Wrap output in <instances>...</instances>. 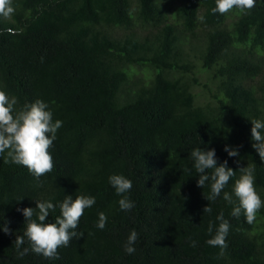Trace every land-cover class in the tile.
Listing matches in <instances>:
<instances>
[{
	"label": "trees",
	"instance_id": "obj_1",
	"mask_svg": "<svg viewBox=\"0 0 264 264\" xmlns=\"http://www.w3.org/2000/svg\"><path fill=\"white\" fill-rule=\"evenodd\" d=\"M13 6L10 19L0 18V91L17 98V111L43 100L62 127L49 150L53 170L39 181L0 153V264H264V207L249 224L243 213L231 215L223 192L207 201L210 183L197 186L190 159L201 148L215 149L218 166L227 160L237 173L223 191L237 203L239 168L254 166L264 200V161L252 147L250 121H264V0L247 14L224 15L212 13L215 0ZM225 146L239 156L229 157ZM113 174L132 182L130 211L120 209ZM76 195L96 200L74 230L84 235L59 248L58 259L31 250L18 258L14 244L26 224L18 209L50 201L56 207L46 222L55 223L59 204ZM221 212L230 225L222 255L207 244L208 225L214 235ZM132 230L138 239L128 254Z\"/></svg>",
	"mask_w": 264,
	"mask_h": 264
},
{
	"label": "clouds",
	"instance_id": "obj_2",
	"mask_svg": "<svg viewBox=\"0 0 264 264\" xmlns=\"http://www.w3.org/2000/svg\"><path fill=\"white\" fill-rule=\"evenodd\" d=\"M215 7L212 13L224 15L233 9H238L241 13L247 14L256 6V0H215ZM15 13L13 0H0V18L10 19ZM12 33V29H5ZM18 101L16 97H9L4 91H0V153L7 150V156L13 163L22 165L39 181L40 177L51 172L54 167L53 157L50 148L56 140V134L62 127V121H53V113L49 110V105L43 100H36L33 103L25 104L22 109L16 110ZM15 113V114H14ZM252 124L251 137L254 143L252 147L264 161V121L258 119L250 120ZM224 151L229 157H238L239 152L230 146H225ZM190 159L194 162V168L199 176L197 186L204 188L206 183H210V194L204 195L207 201H215L223 192V199L234 205L231 215L239 217L241 213L246 217V221L252 224L256 219V214L264 207V200L255 189L254 166L239 168V177L235 180L233 195L223 191L230 179L236 175L233 169L228 167L225 160L218 166L215 149L202 150L195 148L190 152ZM239 164V161H237ZM188 170V169H186ZM209 170H211L209 172ZM109 184L121 199L118 201L122 211H130L134 208V203L126 193L132 189V182L123 175L113 174L108 178ZM37 208L18 209L26 219L23 236H17L14 247L18 258H23L32 252L42 255L46 259H58V249L66 247L69 242L78 235L84 234L74 231L78 228L80 219L86 209L91 208L95 203V197L86 195H76L65 197L59 204L61 215L55 219V223H47L46 220L50 211H55V205L50 201L35 200ZM204 213L211 214L212 208L209 206L203 209ZM35 215V219L33 218ZM218 227L215 228L210 222L208 233L212 237L207 244L213 247H220L221 255L227 248L226 237L230 225L224 219L223 212L217 216ZM107 223V216L100 212L96 227L103 230ZM3 231L10 234V229L5 225ZM25 238L30 248H23ZM138 233L132 230L125 244V251L128 254L135 252V243ZM196 246V242H192Z\"/></svg>",
	"mask_w": 264,
	"mask_h": 264
},
{
	"label": "rangeland",
	"instance_id": "obj_3",
	"mask_svg": "<svg viewBox=\"0 0 264 264\" xmlns=\"http://www.w3.org/2000/svg\"><path fill=\"white\" fill-rule=\"evenodd\" d=\"M201 79L203 80V82H206L207 81V78L206 77H201Z\"/></svg>",
	"mask_w": 264,
	"mask_h": 264
}]
</instances>
